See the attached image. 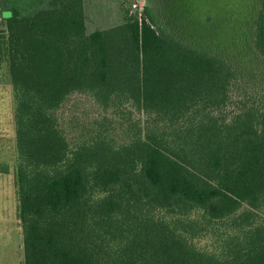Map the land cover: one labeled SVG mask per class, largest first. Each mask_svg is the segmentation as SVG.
Returning <instances> with one entry per match:
<instances>
[{
    "label": "trees",
    "instance_id": "1",
    "mask_svg": "<svg viewBox=\"0 0 264 264\" xmlns=\"http://www.w3.org/2000/svg\"><path fill=\"white\" fill-rule=\"evenodd\" d=\"M13 96L24 264H264V91L228 113L233 62L157 25L143 4L86 30L84 0H0ZM252 47L264 59V0ZM143 118L125 141L70 145L71 95ZM213 234L215 248L199 247Z\"/></svg>",
    "mask_w": 264,
    "mask_h": 264
},
{
    "label": "rangeland",
    "instance_id": "2",
    "mask_svg": "<svg viewBox=\"0 0 264 264\" xmlns=\"http://www.w3.org/2000/svg\"><path fill=\"white\" fill-rule=\"evenodd\" d=\"M137 3L133 9L132 3ZM143 4L156 13L157 25L179 38L205 47L233 62L236 81L230 90L228 113L239 100H260L264 91V59L252 47L253 18L260 0H84L86 30L122 23L127 14L142 10ZM8 10L0 9V31ZM13 96L7 65L0 63V162L10 166L16 159ZM60 127L70 145L98 131L114 143L126 140L138 119L130 104L103 109L88 95L71 94L57 111ZM264 219V208L257 211ZM197 246L215 248L213 234L196 241ZM0 264H24L22 227L16 217V194L12 172H0Z\"/></svg>",
    "mask_w": 264,
    "mask_h": 264
},
{
    "label": "built area",
    "instance_id": "3",
    "mask_svg": "<svg viewBox=\"0 0 264 264\" xmlns=\"http://www.w3.org/2000/svg\"><path fill=\"white\" fill-rule=\"evenodd\" d=\"M132 7H134L133 9H135L137 7V3H132Z\"/></svg>",
    "mask_w": 264,
    "mask_h": 264
}]
</instances>
